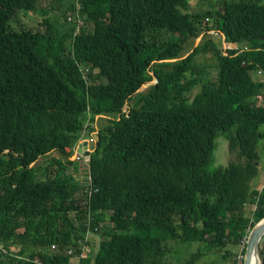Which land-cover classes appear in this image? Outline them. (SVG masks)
I'll use <instances>...</instances> for the list:
<instances>
[{
	"label": "trees",
	"instance_id": "16d2710c",
	"mask_svg": "<svg viewBox=\"0 0 264 264\" xmlns=\"http://www.w3.org/2000/svg\"><path fill=\"white\" fill-rule=\"evenodd\" d=\"M197 2L0 0V264H170L177 244L199 245L178 264H243L264 219V0ZM97 116L85 175L70 155ZM219 136L234 161L214 169Z\"/></svg>",
	"mask_w": 264,
	"mask_h": 264
},
{
	"label": "rangeland",
	"instance_id": "374dc122",
	"mask_svg": "<svg viewBox=\"0 0 264 264\" xmlns=\"http://www.w3.org/2000/svg\"><path fill=\"white\" fill-rule=\"evenodd\" d=\"M191 4L194 7H197L198 6V2L197 0H191ZM41 7L44 9H48L50 10V6H49V3L48 2H45L43 4H41ZM58 13L57 12H50V15H57ZM42 17L41 13H35V12H30L28 15H27V19L29 21L30 24H36L37 23V20L38 18ZM35 19V20H33ZM68 19H72L71 16H69ZM212 34V33H211ZM199 40H196L194 42V47L198 45L199 43ZM191 53V51L189 52ZM188 55V54H187ZM186 55V56H187ZM185 56V57H186ZM197 61L201 62V63H205L207 65H211L212 62L209 61L210 58L209 56H205L204 59L206 60V62H203L202 60V56H198L197 58ZM199 88L195 89L193 92H192V95L195 96L198 92H199ZM97 119L98 121H94V124L96 125V127L94 129H92V131H94V133H90L88 135H84L83 137L79 138V140L77 141L76 145H81L79 148H76L74 150L71 151V155H70V160H74V153L75 154H85L86 152H90L92 150V148H94V145L95 143L97 142L98 140V128L104 123L105 119L106 118H103V117H100V116H97ZM90 122L91 121H88V124L90 125ZM260 132L262 134H264V126L260 127ZM258 151H259V154H260V162H259V165H260V169H259V173L257 175V177L251 182V188L253 190H259L263 185H264V139H262L260 142H259V146H258ZM53 154H55V152H53ZM77 162H82V161H86V160H81L79 158L76 159ZM232 161H234L233 157L230 156L229 152H228V144H227V141L225 140V138L223 136H219L216 140H215V147H214V151H213V163H212V167L214 169H219V168H225L227 167V165L229 163H231ZM80 178V177H79ZM81 180V178H80ZM82 183H84L83 180H81ZM84 195H81V191H77V193L75 194V198L78 197L79 199L82 198V201H83V197ZM89 197V195L87 196ZM69 216L72 217V219L75 218V213L73 212H70L69 213ZM250 217V216H249ZM106 223L108 222L107 220L105 221ZM103 239L100 235H97V234H92L91 232H89L84 240L80 243V248H81V253H80V257L81 256H86V255H89V252H90V247L91 248H94V246H92V244H86V241H88L89 243H93L95 244V246H98V243L99 241ZM199 247L198 244H190V245H187V244H177L175 245V248L171 250V254L172 256L168 257L169 259V262L170 264H178L177 260L179 258H181L179 260V262L181 260H185V259H188L189 255L194 253L195 251H197V248ZM54 249H58L57 246H54L53 247ZM51 247V249H53ZM237 250V248H235ZM72 250L69 252L70 254H67L68 255H72ZM74 253V252H73ZM76 255H72L71 256V260L75 261V257ZM208 259L207 260H204L205 263H208V262H214L216 264V258L214 256H209L207 257ZM260 259V257H259ZM261 260V259H260Z\"/></svg>",
	"mask_w": 264,
	"mask_h": 264
},
{
	"label": "water",
	"instance_id": "95a60500",
	"mask_svg": "<svg viewBox=\"0 0 264 264\" xmlns=\"http://www.w3.org/2000/svg\"><path fill=\"white\" fill-rule=\"evenodd\" d=\"M89 155L90 154L88 152L85 153L86 157H88ZM80 165H81V168L84 169V171L82 170V172L85 175H87L88 168L86 167L84 162H82ZM263 235H264V219H262L250 233V236L247 241L246 251L244 254L243 264H252L253 258L254 257L257 258L256 252L258 248V243L261 240ZM260 264H262L261 261H260Z\"/></svg>",
	"mask_w": 264,
	"mask_h": 264
},
{
	"label": "bare ground",
	"instance_id": "6f19581e",
	"mask_svg": "<svg viewBox=\"0 0 264 264\" xmlns=\"http://www.w3.org/2000/svg\"><path fill=\"white\" fill-rule=\"evenodd\" d=\"M86 126H90L92 129H94L95 127H96V125L93 123V124H88V123H86ZM84 132H85V134L84 135H88V134H90V133H94V131H90V132H88L87 134H86V129H84L83 130ZM77 143V142H76ZM81 145H73V148H72V150H74V149H76V148H79ZM92 151L93 150H91L90 152H89V154H91L92 153ZM77 158H79V159H81V160H86V161H88L89 159H88V157H86L85 156V154H80V153H78V154H75L74 153V160H76ZM91 189H86L85 190V193L87 194V196L88 195H90L91 194ZM257 225V224H256ZM254 229V228H253ZM250 233H251V231L249 232V234H248V237H247V240H246V247H247V241H248V238H249V236H250ZM260 242V241H259ZM259 244V243H258ZM257 250H258V248H257ZM245 251H246V248H245ZM245 254V253H244ZM256 255H257V258H253V260H252V264H260V259H259V256H258V253L256 252ZM243 260H244V258H242ZM262 262V261H261Z\"/></svg>",
	"mask_w": 264,
	"mask_h": 264
},
{
	"label": "crops",
	"instance_id": "0c3cea01",
	"mask_svg": "<svg viewBox=\"0 0 264 264\" xmlns=\"http://www.w3.org/2000/svg\"><path fill=\"white\" fill-rule=\"evenodd\" d=\"M79 177L81 178V176L79 175Z\"/></svg>",
	"mask_w": 264,
	"mask_h": 264
},
{
	"label": "built area",
	"instance_id": "2783aa9c",
	"mask_svg": "<svg viewBox=\"0 0 264 264\" xmlns=\"http://www.w3.org/2000/svg\"><path fill=\"white\" fill-rule=\"evenodd\" d=\"M68 254H70V253L68 252Z\"/></svg>",
	"mask_w": 264,
	"mask_h": 264
}]
</instances>
